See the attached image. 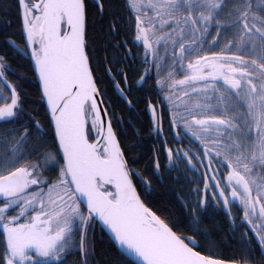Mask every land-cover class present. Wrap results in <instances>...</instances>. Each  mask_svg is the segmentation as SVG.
Returning <instances> with one entry per match:
<instances>
[{
	"label": "snow or ice",
	"instance_id": "snow-or-ice-1",
	"mask_svg": "<svg viewBox=\"0 0 264 264\" xmlns=\"http://www.w3.org/2000/svg\"><path fill=\"white\" fill-rule=\"evenodd\" d=\"M125 4L130 11L122 22L111 0H16L23 42L6 43L31 63L46 108L45 124L29 114L22 128L0 132V264H69V257L76 258L73 264H93L98 223L128 264H264V0ZM93 16L109 18V41L125 33L113 45L123 47L124 59L134 49L142 52L137 83L147 86L154 70L169 126L182 125L202 146L199 154L166 149L169 168L185 162V171L188 165L199 170L206 157L213 172L203 174L195 200L181 197L188 231L146 203L151 181L130 167L135 149L122 146L101 73L129 106L132 101L107 56L97 58L89 36ZM7 70L0 55L5 123L24 113L26 95L8 81ZM118 74L127 83L122 69ZM148 109L159 136L165 112L151 102ZM153 161L158 173V156ZM214 161L224 168L220 177ZM235 204L242 215L233 216ZM209 208L223 211L245 245L238 259L218 254L201 230ZM254 244L258 255H252Z\"/></svg>",
	"mask_w": 264,
	"mask_h": 264
},
{
	"label": "trees",
	"instance_id": "trees-1",
	"mask_svg": "<svg viewBox=\"0 0 264 264\" xmlns=\"http://www.w3.org/2000/svg\"><path fill=\"white\" fill-rule=\"evenodd\" d=\"M111 2L113 11L122 22H126L130 10L126 7L125 0H111ZM108 19L107 16L103 18L93 16L89 24V36L94 41L93 46L97 50V58L102 59L107 56L109 66L113 69V75L116 76L117 81H120L121 87L126 89L128 99L132 101V105L129 106L118 95L111 78L101 73L105 99L113 116L114 127L118 136L121 137L122 146L131 145L135 149L129 156L130 167L138 171L141 177L151 181L152 192L146 198V203L158 214L170 215L173 222L179 224L181 230L188 231L190 220L186 218L181 203V197L185 199L183 172H181L180 165L169 168L162 138L159 136L156 138L149 131L151 126L146 113L147 100L151 99L152 103L160 100L159 89L153 83L155 75H152L153 79H149L152 81L148 82L147 86L137 83L142 73V52L136 50L133 58L124 59L123 47L117 49L113 45L116 40H124L125 33L121 31L116 40L109 41ZM8 38L16 40L17 44L23 42L16 0H0V55H4L7 61L8 70L5 75L8 81L16 86L18 91L23 89L26 93L23 99L24 113L17 118V122H0V132L22 128L28 123L29 114L38 119L41 124H45L46 107L39 102L32 79V65L27 58H21L11 50V46L6 43ZM105 47H107L106 52ZM129 47L132 45L129 44ZM121 69L127 74V83H124L118 74ZM165 128V131L171 133V138H173L171 127L166 126ZM164 136L167 138V133H164ZM154 156H158L160 161L161 167L158 173L154 168ZM134 183L138 186L137 190L141 192V198L145 199L140 179H134ZM192 184L191 188L194 186ZM211 221L209 223L208 220H202L200 228L203 232L206 231L212 241L218 245L217 253L227 259L234 257L238 259L239 255L233 250V245L227 242L225 230L217 231L214 220ZM109 238L98 224L93 233L96 249L93 264H128V258L122 256L121 251ZM75 259V257H69V264H73Z\"/></svg>",
	"mask_w": 264,
	"mask_h": 264
},
{
	"label": "flooded vegetation",
	"instance_id": "flooded-vegetation-1",
	"mask_svg": "<svg viewBox=\"0 0 264 264\" xmlns=\"http://www.w3.org/2000/svg\"><path fill=\"white\" fill-rule=\"evenodd\" d=\"M134 53H136V49L133 50V53L131 54V57L133 58ZM26 58V57H25ZM155 75L154 70L150 73V75ZM152 80H149L148 82H151ZM140 84V83H138ZM143 85V84H140ZM117 90V89H116ZM118 92V90H117ZM119 95V93H118ZM120 96V95H119ZM160 100L157 103H153L157 105L158 108V112H160L161 110H163L165 112V116H164V121H163V133L159 135V137L162 138V141L167 140V144H165L164 146V150L166 153V149L168 147H171L173 149H181L182 151H188L190 150L191 153L193 154H199L202 152V146L199 144L198 141H196L189 133H187L184 129L183 126H179V127H171V132L173 135V138H171V133L165 131V127L169 126V120H170V114L167 113V101H163L162 96H160L159 98ZM106 100V99H105ZM152 103L151 99L147 100V106H146V113L148 114L149 117V121H150V126H151V119H150V115L148 112V104ZM3 122V121H2ZM151 133L158 138V135L152 131V126L150 128ZM179 132V136L176 135V133ZM164 133H167L168 137L166 138L164 136ZM169 144H171V146H169ZM202 159L204 160V163L199 165V170H192L191 166L188 165L187 169L188 171H185L186 168V163L185 162H181L180 168H181V172H183V177H184V196H185V200H195V195H194V190L199 188V189H203V174L205 172L208 173L209 176L213 175V172L207 168V158L206 157H202ZM195 162V161H194ZM212 168L217 169V171L215 172V175L217 177H220L223 175L224 173V168L218 164L215 163V161L213 162ZM193 183V184H192ZM211 183V181H210ZM191 184L194 185L193 188H191ZM233 207V216H239L242 215V213L239 210V205L235 204L232 206ZM184 214L186 216L187 219H189L185 209H184ZM190 220V219H189ZM202 220H208V222H212L211 220H214L215 222V229L219 232H223L225 230V234L227 235V242L230 245H233V250L235 252H237V254L239 255L238 257H240L242 254H245V245L242 244V242L239 240V236L234 234L232 231H230V224H229V220L228 217L223 213V211H217V210H213L211 208H209L208 212L202 217ZM202 224V223H201ZM203 230V229H202ZM205 233L207 234V232L205 231ZM208 235V234H207ZM251 235V233L249 234ZM198 240L200 238H197ZM201 243H203V241H201ZM254 247V251L252 253V255H258V249H256L255 244L253 245Z\"/></svg>",
	"mask_w": 264,
	"mask_h": 264
},
{
	"label": "water",
	"instance_id": "water-1",
	"mask_svg": "<svg viewBox=\"0 0 264 264\" xmlns=\"http://www.w3.org/2000/svg\"><path fill=\"white\" fill-rule=\"evenodd\" d=\"M118 90V89H117ZM118 93H119V95H120V92H119V90H118ZM120 97H121V95H120ZM122 99H123V97H121ZM124 100V99H123ZM46 107V106H45ZM148 110V112H149V115H150V111H149V109H147ZM0 122H2V121H0ZM159 172H160V169H159ZM102 229V228H101ZM104 231H105V233L110 237L109 239H111L112 241H113V243L118 247V249H119V246H118V244H116V242L112 239V237H111V234L107 231V229H103ZM120 250V249H119Z\"/></svg>",
	"mask_w": 264,
	"mask_h": 264
},
{
	"label": "rangeland",
	"instance_id": "rangeland-1",
	"mask_svg": "<svg viewBox=\"0 0 264 264\" xmlns=\"http://www.w3.org/2000/svg\"><path fill=\"white\" fill-rule=\"evenodd\" d=\"M156 75V74H155Z\"/></svg>",
	"mask_w": 264,
	"mask_h": 264
}]
</instances>
